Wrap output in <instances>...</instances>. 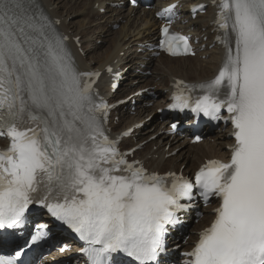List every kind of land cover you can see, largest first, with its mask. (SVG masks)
I'll list each match as a JSON object with an SVG mask.
<instances>
[{
  "label": "snow or ice",
  "instance_id": "6c2138e0",
  "mask_svg": "<svg viewBox=\"0 0 264 264\" xmlns=\"http://www.w3.org/2000/svg\"><path fill=\"white\" fill-rule=\"evenodd\" d=\"M214 2L223 65L212 80L176 81L170 107L227 119L235 143L228 162L208 160L193 182L129 163L105 134L109 106L91 79L99 74L78 71L38 3L0 0V135L10 138L0 149V230L20 227L29 206L40 204L85 242L87 264H119L117 254L160 264L167 226L198 187L221 203L184 264H264V0ZM175 7L164 11L174 15ZM162 33L173 55L191 51L170 24ZM47 227L38 225L31 241ZM22 254H0V264H19Z\"/></svg>",
  "mask_w": 264,
  "mask_h": 264
},
{
  "label": "bare ground",
  "instance_id": "6f19581e",
  "mask_svg": "<svg viewBox=\"0 0 264 264\" xmlns=\"http://www.w3.org/2000/svg\"><path fill=\"white\" fill-rule=\"evenodd\" d=\"M41 1L48 10L47 13L61 21L62 29H65L67 33L81 36L85 52L83 54L75 52L82 67H100L116 59V65L129 66L125 75L128 80L125 82V86L121 88L117 98L126 97L136 90L146 87L152 91V97L147 96V92L143 96H137L136 112L131 114L129 110L122 111L121 122L116 126L112 125L113 130L119 133L133 122L145 120V125L149 124L148 128L136 129L131 138L124 140L125 148L136 145L141 139L149 140L147 150L136 151V157L144 158L146 164L152 169L165 171L170 168L175 170L184 165L183 171H187L204 156L225 157L229 153V150L226 149L227 144L230 143L229 136L223 129L210 134L208 140L202 143L203 146H193L188 144L190 143V136L187 134L184 137L168 134L164 131L168 128L165 121H160V125L156 123L158 119L156 111L167 103L170 88L176 78L182 77L189 81L208 79L214 75L223 58V49L220 45L214 44L211 49L208 47L212 44V35L210 34L212 27L209 25L212 19L211 10L207 14L190 21L184 27H189V30L200 38L202 35H207L209 38L206 49L200 51L196 57L170 58L160 56L159 58H145L143 54L136 53V48L137 42L153 36L156 21L151 11L137 12L133 15L131 10L114 9L106 5L108 12L101 14L96 8L108 0ZM181 1L186 3L194 0ZM200 1L208 0H195V2ZM95 14H98L96 20L92 17ZM118 22L120 27L114 29L113 25ZM98 40H101L102 43L98 44ZM122 51L125 53L124 56H121ZM100 82L103 87L107 84L106 79H101ZM149 102H152L151 106L146 105ZM153 128L155 129L152 130ZM136 135L138 136L136 137ZM154 145H158L159 149L154 151ZM165 145H169V150L164 148ZM176 148H180L178 153L164 160L165 154ZM210 212L209 210V213H205V220H201L195 228L199 229L207 225V221L213 217ZM174 243L187 247L189 241L185 243L174 241ZM52 253L60 256L56 251Z\"/></svg>",
  "mask_w": 264,
  "mask_h": 264
}]
</instances>
